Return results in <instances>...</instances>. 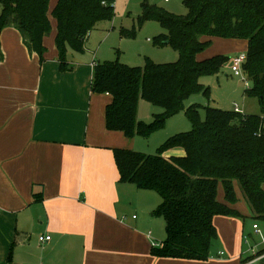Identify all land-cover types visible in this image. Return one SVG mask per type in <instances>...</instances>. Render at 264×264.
I'll return each instance as SVG.
<instances>
[{
  "label": "trees",
  "instance_id": "16d2710c",
  "mask_svg": "<svg viewBox=\"0 0 264 264\" xmlns=\"http://www.w3.org/2000/svg\"><path fill=\"white\" fill-rule=\"evenodd\" d=\"M115 2L56 0L52 16L62 71L71 68L68 52L83 53L90 33L113 19ZM50 3L0 0V38L4 28L15 26L44 62V38L51 32ZM184 4L188 13L181 16L147 3L141 20H155L165 27L167 33L160 35V43L172 44L179 53L178 61L159 64L147 60L144 67L119 60L99 62L94 68L92 90L112 96L106 107L108 129L121 131L128 138L148 136L178 113L193 94L204 92L209 97L201 77L220 72L229 61L222 57L199 60L198 54L205 49L203 35L248 40L242 68L252 82L247 92L258 99L259 114L207 106L202 119L198 105L191 104L186 113L193 128L171 137L156 154L113 149L119 181L156 191L162 199L153 214L164 218L167 236L152 247V254L206 261L211 242L217 237L214 218H246L231 206L238 202L236 185L252 218L264 219V0H185ZM141 99L163 106L165 111L156 114L153 122L141 121ZM177 147L182 155H164ZM220 183L223 200L218 193ZM259 253H264V248Z\"/></svg>",
  "mask_w": 264,
  "mask_h": 264
},
{
  "label": "crops",
  "instance_id": "0c3cea01",
  "mask_svg": "<svg viewBox=\"0 0 264 264\" xmlns=\"http://www.w3.org/2000/svg\"><path fill=\"white\" fill-rule=\"evenodd\" d=\"M92 32L83 53L68 52L66 71L56 33L49 46L44 38L50 49L44 62L15 26L1 33L0 264H205L153 255L154 242L160 244L153 212L160 202L143 218L133 203L125 204L134 185L119 181L113 149L126 147V136L107 128L112 96L92 90V64L99 61L83 59ZM236 190L231 206L252 218ZM218 193L223 200L221 183ZM214 223L227 248L246 229L233 217L218 215ZM43 234L51 240L41 243ZM259 244L263 249L264 240ZM250 255H241L240 263Z\"/></svg>",
  "mask_w": 264,
  "mask_h": 264
},
{
  "label": "rangeland",
  "instance_id": "374dc122",
  "mask_svg": "<svg viewBox=\"0 0 264 264\" xmlns=\"http://www.w3.org/2000/svg\"><path fill=\"white\" fill-rule=\"evenodd\" d=\"M185 0H116L115 15L111 21L101 23V27L93 30L87 44L90 55L83 57L90 61L96 59L100 63L110 61H120L130 66L146 65L147 60L155 63L176 62L179 60V53L172 44L162 45L161 34H166L165 27L158 21L143 19L145 4L154 7L164 8L176 15H187L188 10L184 4ZM56 0H51L48 17L51 24V32L46 37L47 45L54 41L56 33V22L52 16V10ZM202 41L205 49L198 54L201 61L222 57L229 61L218 73L203 75L200 82L209 92V97L202 93H195L184 101L183 108L175 115L165 119L161 128L155 130L148 136L136 135L127 138L126 149L143 152L145 154H156L158 149L174 135L189 131L193 128V123L186 113L191 104L198 105L200 117L205 119L206 107H220L234 110L235 103H238L245 114H259L260 104L257 98L251 97L247 92V81L252 84L248 76L243 73L241 76L235 75L231 66V58L238 55L248 54V40L244 38H228L220 36L203 35ZM49 46V45H48ZM91 50V51H90ZM50 49L47 50L49 52ZM46 52V53H47ZM73 53H76L72 51ZM163 106L152 104L144 99L139 102L138 118L141 121L153 122L155 115L162 113ZM182 155L181 148H173L164 153L165 156ZM178 153V154H177ZM180 153V154H179ZM133 191L124 196L125 204L133 203V213L143 218L150 207L161 203V197L156 191L138 189L135 185ZM145 208V209H144ZM145 212V215H144ZM235 218L240 226L246 228L244 235L248 236V242L241 234L239 241L227 248L221 235L224 232L217 228V237L211 242L210 257L205 264H239L241 255L244 257L251 254L250 247L260 245L264 240V219L263 218ZM260 224L261 232L257 233L252 228L254 223ZM166 222L159 217L154 223V237L161 243L166 239ZM224 229V228H222ZM157 242V241H156ZM248 250V251H247ZM259 250V249H258ZM224 252V256L220 252ZM247 251V253H246ZM243 257V258H244ZM264 264V260L262 261Z\"/></svg>",
  "mask_w": 264,
  "mask_h": 264
},
{
  "label": "built area",
  "instance_id": "2783aa9c",
  "mask_svg": "<svg viewBox=\"0 0 264 264\" xmlns=\"http://www.w3.org/2000/svg\"><path fill=\"white\" fill-rule=\"evenodd\" d=\"M245 60H246V55H238V56L231 58V66H232V70L234 71L235 75L241 76L244 73L242 65L245 62ZM92 65L95 67L97 63L93 62ZM246 83H247V88H250L251 84H249L248 81ZM234 110L236 112L243 113V110L239 107L237 103H235ZM253 227H254L255 232L257 233L261 232V228L258 224H254ZM51 238H52L51 235L43 234L39 236V241L41 243H45V242L50 241ZM244 239L246 242H248V236H244ZM155 245H158V244L154 242L153 246ZM260 250H258V245L252 246L250 257H247L246 259H244L240 264H262V261L264 259V253L260 254L259 253ZM220 255L221 256L224 255V252H220Z\"/></svg>",
  "mask_w": 264,
  "mask_h": 264
}]
</instances>
